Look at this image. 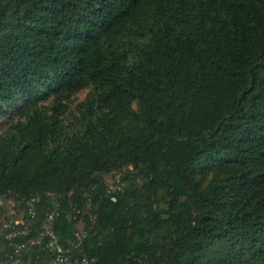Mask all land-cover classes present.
<instances>
[{"label": "trees", "instance_id": "16d2710c", "mask_svg": "<svg viewBox=\"0 0 264 264\" xmlns=\"http://www.w3.org/2000/svg\"><path fill=\"white\" fill-rule=\"evenodd\" d=\"M13 107L0 259L53 197L59 245L85 232L93 264H264V0H0V119Z\"/></svg>", "mask_w": 264, "mask_h": 264}, {"label": "built area", "instance_id": "2783aa9c", "mask_svg": "<svg viewBox=\"0 0 264 264\" xmlns=\"http://www.w3.org/2000/svg\"><path fill=\"white\" fill-rule=\"evenodd\" d=\"M113 190H119L118 178L115 179L114 183L108 185L106 189V194ZM35 199L30 198L25 202L26 214L29 220L33 217L35 211ZM6 205H12L11 199L0 196V207ZM49 206L45 214V222L42 228L35 233L32 239L25 241L21 244H12L9 253L5 254L0 259V264H18V257L22 250L28 249L30 247H36L40 251L47 252L52 255L53 264H93V259H88L86 257L78 256L77 251L81 247L82 239L85 237V232L83 234L74 233L72 242L67 247H62L59 245L58 240L53 233L51 228V221L58 214V202L55 198L49 197ZM76 214L87 217L90 224L95 220V215L90 212L88 208L84 210L72 209ZM18 221L6 222L3 226L4 228H11L12 225L18 224ZM12 224V225H11ZM27 225L23 226V229L19 234L25 235ZM16 232L12 231L11 236L16 235Z\"/></svg>", "mask_w": 264, "mask_h": 264}, {"label": "rangeland", "instance_id": "374dc122", "mask_svg": "<svg viewBox=\"0 0 264 264\" xmlns=\"http://www.w3.org/2000/svg\"><path fill=\"white\" fill-rule=\"evenodd\" d=\"M88 93V89H83L80 92H78L77 94H75L71 99H70V103L68 105V110L66 111V113L63 116V122L66 124H73L75 122V119L77 117V114L74 110L75 105L78 102H81L84 100V98L86 97ZM16 120V115H15V108H8L6 109V114L5 116H3L0 119V131H2V129L4 127H6L10 122Z\"/></svg>", "mask_w": 264, "mask_h": 264}]
</instances>
